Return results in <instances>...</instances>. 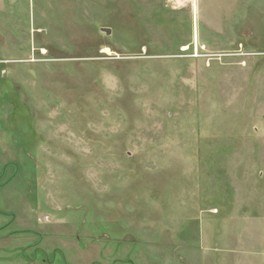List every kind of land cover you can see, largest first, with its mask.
Returning a JSON list of instances; mask_svg holds the SVG:
<instances>
[{
	"label": "rangeland",
	"instance_id": "obj_1",
	"mask_svg": "<svg viewBox=\"0 0 264 264\" xmlns=\"http://www.w3.org/2000/svg\"><path fill=\"white\" fill-rule=\"evenodd\" d=\"M2 185L56 264H264V0H0Z\"/></svg>",
	"mask_w": 264,
	"mask_h": 264
},
{
	"label": "crops",
	"instance_id": "obj_2",
	"mask_svg": "<svg viewBox=\"0 0 264 264\" xmlns=\"http://www.w3.org/2000/svg\"><path fill=\"white\" fill-rule=\"evenodd\" d=\"M14 177H10V181L13 182ZM6 184V185H7ZM6 185L0 186L3 188ZM6 223V222H5ZM0 223V264H56L57 257L54 259L45 258L48 253L38 254L40 250L43 249L44 239L41 236V241L35 238V230L26 228H17L14 230L10 229L12 220L8 221L6 224ZM33 236V239L29 236ZM37 236V235H36ZM49 246V243H46ZM32 250L31 253L29 250ZM44 251H47L44 247ZM67 264V263H66Z\"/></svg>",
	"mask_w": 264,
	"mask_h": 264
},
{
	"label": "water",
	"instance_id": "obj_3",
	"mask_svg": "<svg viewBox=\"0 0 264 264\" xmlns=\"http://www.w3.org/2000/svg\"><path fill=\"white\" fill-rule=\"evenodd\" d=\"M102 30H103L106 34H110V33H111V29H109V28H102Z\"/></svg>",
	"mask_w": 264,
	"mask_h": 264
}]
</instances>
